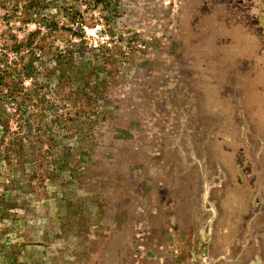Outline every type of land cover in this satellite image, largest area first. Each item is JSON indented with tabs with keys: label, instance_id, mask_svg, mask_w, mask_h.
<instances>
[{
	"label": "rangeland",
	"instance_id": "obj_1",
	"mask_svg": "<svg viewBox=\"0 0 264 264\" xmlns=\"http://www.w3.org/2000/svg\"><path fill=\"white\" fill-rule=\"evenodd\" d=\"M0 264H264V0H0Z\"/></svg>",
	"mask_w": 264,
	"mask_h": 264
},
{
	"label": "trees",
	"instance_id": "obj_2",
	"mask_svg": "<svg viewBox=\"0 0 264 264\" xmlns=\"http://www.w3.org/2000/svg\"><path fill=\"white\" fill-rule=\"evenodd\" d=\"M28 43L30 44V42H28ZM33 70L34 69H33L32 65L29 64V66L25 68V74H27L26 76H28V77L32 76ZM8 75H10V74L8 72H6L5 76L2 77V79L7 78ZM23 90H24V87L20 84H15L12 87H9V93L11 96H18L17 93H19L20 94L19 96H21V98H25V97L28 98L29 97L28 92H25Z\"/></svg>",
	"mask_w": 264,
	"mask_h": 264
},
{
	"label": "crops",
	"instance_id": "obj_3",
	"mask_svg": "<svg viewBox=\"0 0 264 264\" xmlns=\"http://www.w3.org/2000/svg\"><path fill=\"white\" fill-rule=\"evenodd\" d=\"M192 157H193L192 154L189 153V152H188L187 154H185V158H187V159H188L187 161H189L190 163L193 161V160H192ZM175 170H176V169H175ZM175 170H174V171H175ZM175 175H176V174H175ZM198 179H199V177H198V175H197V176H196V180H198ZM191 185H192V187H195V185H196V183H195V178H193V177H192V180H191ZM191 192H192V193H194V192L196 193V191H194V190H191ZM210 224H211V226H212V224L214 225V224H215V221H211ZM214 226H215V225H214ZM207 227H208V226H207ZM209 227H210V226H209ZM214 228H215V227H214ZM204 234H207V232H205V231L203 232V231L201 230L200 235L202 236V235H204Z\"/></svg>",
	"mask_w": 264,
	"mask_h": 264
}]
</instances>
